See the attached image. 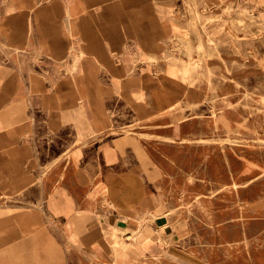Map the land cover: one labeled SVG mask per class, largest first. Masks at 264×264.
Listing matches in <instances>:
<instances>
[{"label":"crops","instance_id":"crops-1","mask_svg":"<svg viewBox=\"0 0 264 264\" xmlns=\"http://www.w3.org/2000/svg\"><path fill=\"white\" fill-rule=\"evenodd\" d=\"M169 19L147 0H0V264H109L110 234L147 216L159 170L109 105L123 89L138 110L182 102L185 84L147 50ZM148 25L161 35L131 55L130 26Z\"/></svg>","mask_w":264,"mask_h":264},{"label":"rangeland","instance_id":"rangeland-1","mask_svg":"<svg viewBox=\"0 0 264 264\" xmlns=\"http://www.w3.org/2000/svg\"><path fill=\"white\" fill-rule=\"evenodd\" d=\"M147 2L171 19L163 35L130 26L125 48L135 55L139 40L160 34L150 65L172 69L186 91L168 112L138 110L135 90H122L128 104L115 96L109 105L159 170L148 174L157 178L147 183V216L127 234L113 231L114 245L107 238L109 264H264V0ZM158 216L168 220L163 235Z\"/></svg>","mask_w":264,"mask_h":264},{"label":"bare ground","instance_id":"bare-ground-1","mask_svg":"<svg viewBox=\"0 0 264 264\" xmlns=\"http://www.w3.org/2000/svg\"><path fill=\"white\" fill-rule=\"evenodd\" d=\"M194 3V2H193ZM192 4V3H191ZM184 68V67H183ZM177 70V69H176ZM188 71V70H187ZM188 77V76H187ZM189 78V77H188ZM159 87V86H158ZM190 87V86H189ZM161 88V87H160ZM163 89V88H162ZM83 116V115H82ZM83 120V119H82ZM167 138V137H166ZM171 138V137H170ZM173 139V137H172ZM227 141V140H226ZM195 175V174H194ZM132 195V194H131ZM116 244L123 245V242H119V240L116 242ZM115 251V250H114ZM156 259V258H155ZM87 262V261H86Z\"/></svg>","mask_w":264,"mask_h":264}]
</instances>
